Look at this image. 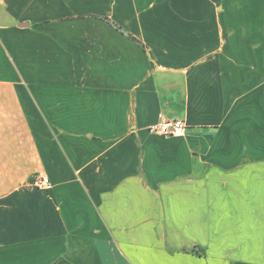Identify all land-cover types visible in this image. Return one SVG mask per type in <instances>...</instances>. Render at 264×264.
Returning a JSON list of instances; mask_svg holds the SVG:
<instances>
[{"label": "crops", "instance_id": "crops-1", "mask_svg": "<svg viewBox=\"0 0 264 264\" xmlns=\"http://www.w3.org/2000/svg\"><path fill=\"white\" fill-rule=\"evenodd\" d=\"M0 264H264V0H4Z\"/></svg>", "mask_w": 264, "mask_h": 264}, {"label": "built area", "instance_id": "built-area-1", "mask_svg": "<svg viewBox=\"0 0 264 264\" xmlns=\"http://www.w3.org/2000/svg\"><path fill=\"white\" fill-rule=\"evenodd\" d=\"M4 0H0V4ZM187 124L182 119H173V120H162L161 122L154 124L149 127V131L168 135V136H183L186 131ZM50 180L48 177L41 176L36 180V185L39 187L48 186Z\"/></svg>", "mask_w": 264, "mask_h": 264}]
</instances>
